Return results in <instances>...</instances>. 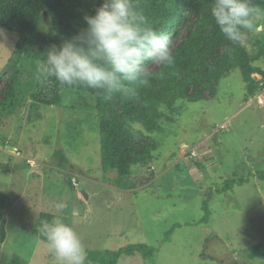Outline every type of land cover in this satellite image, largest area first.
<instances>
[{"label": "rangeland", "instance_id": "obj_1", "mask_svg": "<svg viewBox=\"0 0 264 264\" xmlns=\"http://www.w3.org/2000/svg\"><path fill=\"white\" fill-rule=\"evenodd\" d=\"M45 18L41 30L48 29ZM257 20L254 34L264 27V17ZM18 39L0 28V72ZM254 41L247 42L253 55ZM258 63L264 68V56ZM66 104L40 105L38 118L27 117L28 105L4 117L0 190L8 196V223L0 264L15 254L28 264H53L46 242L32 232L42 209L71 219L86 252L154 248L147 258L123 253L118 264H264V92L248 99L239 69L220 80L215 97L177 100L168 111L173 119L152 133V166H133V190L117 188L116 171L103 170L93 105L81 96ZM57 202L67 206L58 211Z\"/></svg>", "mask_w": 264, "mask_h": 264}, {"label": "trees", "instance_id": "obj_2", "mask_svg": "<svg viewBox=\"0 0 264 264\" xmlns=\"http://www.w3.org/2000/svg\"><path fill=\"white\" fill-rule=\"evenodd\" d=\"M101 2L0 0V28L19 36L15 50L0 72V129L4 117L14 114L15 108L28 105L27 117L33 119L41 116L35 110L40 105L66 107L67 98L74 100L75 96H81L93 105L98 118L103 170L116 171V183L113 182L117 188L133 190L139 183L133 166H152L158 148L152 133L160 131L164 118L173 119L168 111L175 110L177 100L196 102L215 97L220 80L235 69L242 72L248 99L264 92V68L258 63L264 56V27L257 34L244 30V40L238 44L220 33L211 16L213 0H132L147 24L171 40L173 66L152 65L149 84L138 88L130 98L109 96L83 85L68 87L54 77H38L36 67L46 58L44 53L80 33L86 27L85 15L93 14ZM252 2L264 9V0ZM45 11L49 16L48 29L41 30L40 22L46 21ZM260 23L255 20L256 29ZM252 40L258 47L255 55L247 45ZM55 158L60 167L66 166L64 152H58ZM194 161L204 169L200 160ZM260 173L264 176V171ZM7 203V194L0 190V248L7 238ZM54 216L48 209H42L37 225L32 228L33 234L44 242L39 231L41 221ZM63 221L73 226L71 219ZM136 252L147 258L154 254V248L131 244L120 250L88 249L85 264H118L123 253ZM13 257L6 264H28L18 254Z\"/></svg>", "mask_w": 264, "mask_h": 264}, {"label": "clouds", "instance_id": "obj_3", "mask_svg": "<svg viewBox=\"0 0 264 264\" xmlns=\"http://www.w3.org/2000/svg\"><path fill=\"white\" fill-rule=\"evenodd\" d=\"M211 16L229 41L242 43L245 32L256 31L264 9L252 0H213ZM86 27L60 46H51L37 63L38 77H54L68 87L83 85L109 96L130 98L150 82L152 65L173 66L172 42L147 24L132 0H102ZM67 205L55 203L62 211ZM53 264H85L87 252L73 227L60 216L41 221Z\"/></svg>", "mask_w": 264, "mask_h": 264}, {"label": "water", "instance_id": "obj_4", "mask_svg": "<svg viewBox=\"0 0 264 264\" xmlns=\"http://www.w3.org/2000/svg\"><path fill=\"white\" fill-rule=\"evenodd\" d=\"M47 13H46V11H45V15H46Z\"/></svg>", "mask_w": 264, "mask_h": 264}, {"label": "crops", "instance_id": "obj_5", "mask_svg": "<svg viewBox=\"0 0 264 264\" xmlns=\"http://www.w3.org/2000/svg\"><path fill=\"white\" fill-rule=\"evenodd\" d=\"M193 177H195V176H193Z\"/></svg>", "mask_w": 264, "mask_h": 264}]
</instances>
